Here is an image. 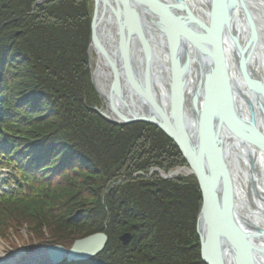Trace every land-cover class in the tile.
Segmentation results:
<instances>
[{
  "label": "trees",
  "instance_id": "obj_1",
  "mask_svg": "<svg viewBox=\"0 0 264 264\" xmlns=\"http://www.w3.org/2000/svg\"><path fill=\"white\" fill-rule=\"evenodd\" d=\"M39 1L0 0V238L25 227L32 250H69L104 232L103 252L59 264H207L196 177L160 174L188 166L178 145L94 111L92 0Z\"/></svg>",
  "mask_w": 264,
  "mask_h": 264
},
{
  "label": "bare ground",
  "instance_id": "obj_2",
  "mask_svg": "<svg viewBox=\"0 0 264 264\" xmlns=\"http://www.w3.org/2000/svg\"><path fill=\"white\" fill-rule=\"evenodd\" d=\"M116 1L112 0V4L115 5L114 8L118 11L120 21L117 20L115 13L105 8L104 0L99 1V10L101 14H104L101 17L99 16L101 22L98 31L100 33L101 44L106 47L114 64L119 67L124 54L123 50L119 51L117 47L121 46L117 43L121 36V32L118 31L120 28L123 29L122 32L126 41L124 43L130 42L129 39H131L134 31H132L133 24L129 18L128 9L123 6L121 0L119 5L116 4ZM155 1L161 2L168 7L169 12L163 9V14L161 13L159 16L162 24H160L161 28L159 29L158 27V31H150L147 47L149 54L144 53V51L142 52V44L139 41L137 44L130 42L131 46H135V50H138L139 47L141 49V52H139V56L141 57L137 58V60L142 59L143 65L140 66L138 64L136 72L140 75L141 82L143 83L146 77L145 74H147V71H150L153 79H155L154 86L156 88L154 92L152 90L153 105L154 102L159 101L160 97L163 101V106H161L163 108L161 109L162 113L172 116V118L174 115H181L183 118H186L185 124L189 121L192 122V116H194L196 107H198L196 106L197 101L202 99L207 91H210V94L213 96L210 100L211 104H208L209 109L205 114L206 121L204 125L207 131L206 136L212 140L211 151L209 152L211 162L209 163L208 170L209 172L212 170L216 176L220 174V181L222 183V178L224 179L225 176L223 170L227 167V173L230 174L233 203L237 204L245 217L256 225L264 227V155L260 151L264 148V142L260 137H255V148L248 145L245 137H243L246 131L244 126L245 117H247L250 111L252 115L254 113L253 110L257 112L254 114L256 123L264 122V97L262 98V96L252 91L259 81H264V0H244L247 9L250 10L249 14L252 16V23L255 26L254 30L257 31V39L254 46L252 44V48L254 49H249V51L246 46L248 38L247 26H245L240 5L236 0ZM214 5H216L217 12L226 19L225 30H230L229 34L232 41L235 37L240 39L241 46L238 49L234 46L235 42L230 41L231 39H227V41H230L228 43L224 42V49H217L216 44L220 40H223L222 34L224 32L219 27L217 18L215 22L210 20ZM187 7L193 8L192 12L194 14L192 16L194 15L199 21L205 18V25H208V29L201 27L199 24L194 25V22L193 24L190 23L192 17L189 15L190 10ZM181 22H185L186 26L182 27ZM176 25L179 26L175 27ZM162 27L167 37L169 36L170 39L174 38L177 41L179 40V36L181 37L186 32H189L192 37L198 36L204 46V48H201L202 51L198 52L190 47V44L186 43L189 46L187 50H189L193 60L195 57H199V60L207 61L205 67L197 68L193 64L191 67L185 68L182 67V63L174 61L176 64V74H174V71L171 74V59L167 56L168 53L165 47L166 36ZM220 35H222V38ZM226 38H228V35ZM225 48L228 49V65L223 61L222 57V54L227 50ZM96 51L97 48L92 49L89 58L90 56H96L93 67L94 77L104 99L109 101V84L113 79V72L106 57ZM228 66L234 75V93L222 92L218 88L222 87L225 90L224 85L226 84L223 83L224 75L222 72H218L220 70L219 67L229 69ZM243 67L249 73H246ZM123 76L121 95L129 101L131 99L128 87L129 77L125 76L124 73ZM169 88L172 92L173 100H175L174 104H170L172 96L169 94ZM132 98L135 99L134 96ZM167 99H170V102ZM103 110L107 115L109 114L105 109ZM155 111H157V108ZM237 116H240L241 123H237L239 120ZM258 147L260 150L257 149ZM209 172L207 171L206 174L208 175ZM173 174L185 175L188 174V171L182 169L177 170ZM254 186L256 187L254 188ZM245 228L247 227L243 226L242 229L246 232ZM227 253L229 255L227 259L230 263L233 261L230 259L231 252L227 251ZM1 255L3 260L0 261V264H49L48 257H46L42 249H37L30 253L23 249L19 252L14 251L13 255L12 253ZM242 260H244L243 264H248L249 260H245L244 256H242Z\"/></svg>",
  "mask_w": 264,
  "mask_h": 264
},
{
  "label": "water",
  "instance_id": "obj_3",
  "mask_svg": "<svg viewBox=\"0 0 264 264\" xmlns=\"http://www.w3.org/2000/svg\"><path fill=\"white\" fill-rule=\"evenodd\" d=\"M45 1L46 0H40L39 2ZM99 1L100 0H93V14L91 19L92 35L90 39L88 55H90L92 49L97 48L99 54L104 55V57H106L107 61L109 62V65H111L113 79L109 84L110 91L108 101L104 99L101 90L98 87L94 77L93 67L91 66V62L89 60L92 83L94 88H96L99 97L104 99V104L106 105L105 110L109 112V114L107 115L104 112L102 106H96L94 111H98L107 121L109 120L118 125H129L130 123L137 122H146L152 125L154 124L160 130L165 132L172 139V141L178 145L185 161L188 163V166L178 167L176 170L167 173L160 171V174L164 179H176L179 174L176 175L173 173L177 172V170L185 169L188 171V174H185V176L194 175L198 181V184L200 185L202 208L198 216L199 218L196 228L199 239H201L200 251L203 261H205L207 264H243L244 260H242V256H244L245 260H249L248 264H264V227L256 225L254 222L245 217L239 210L237 204L233 203L230 174L227 173V167L223 170L225 176L224 179L222 178V183L220 181V174L216 176L212 170H210V172L208 170L209 163L211 162V156L209 152L211 151L212 140L208 139V136H206L207 131L205 130L204 125L206 121L205 114L209 109L208 104H211L210 100L213 95L210 94V91H207L203 98L197 101L196 106L198 107H196V112L194 116H192L193 124L190 121L186 122L185 124L186 118H183L181 115L177 114L172 118V116H167L162 113L161 109L163 108L161 106H163V101L160 97L159 101L156 102L157 104L154 102L153 105L152 90L154 92L156 88L154 86L155 79H153L150 71H147V74H145L146 77L144 78L143 83L141 82L140 75L136 72V66L138 64H140V66L143 65L142 59L139 61L137 60V58L141 57L139 56L141 49L139 47L138 50H135V46L131 45L133 43L137 44L139 41L142 44V52L144 51V53H148L147 47L150 31H158V27L159 29L161 28L159 16L161 15L163 9L166 12H169L168 7L155 0H121L123 6L128 9L129 18L132 20L133 24L132 31L134 32L131 35V39H129V41L132 42L130 45V42L128 41L127 43H124L126 41L124 38V33L122 32L123 29L120 28L118 31L121 32V36L117 43L121 46L117 47L119 51L123 50L124 54L122 56V61L119 64L120 66L118 67V65L114 64L110 54L106 50V47L101 44L100 41V33L98 29L101 21L99 16L101 17L104 13L101 14L99 10ZM236 1L240 5V11L243 15L245 26H247L246 29L248 38L246 41V46L248 51L249 49L253 50L254 48H252V44L254 46L255 40L257 39V31L254 30L255 26L252 23V16L249 14L250 10L247 9L244 0ZM119 3L120 0H117L116 4L119 5ZM104 4L105 8L115 13L117 20H119L120 16H118V11L115 10V5L112 4V0H104ZM187 8L190 10L189 15L192 17L190 23L193 24L194 22V25L199 24L201 27L208 29V25H205V18L202 21H199V19L194 17V15L192 16V14H194L192 12L193 8ZM210 17L212 22H215L216 18L218 19L219 27H221L222 32H224L222 34L223 38L222 35H220L223 40H220V42L216 44L217 49H224L223 47L225 41L227 43L230 41L235 42L234 46L236 49H238L241 46V41L236 37L232 41V38H230L229 34L230 30H225L226 19L217 12L216 5H214L213 13ZM181 24L183 25L182 27L186 26L185 22H181ZM178 26L176 25L175 27ZM182 29L186 30L185 28ZM164 35L166 36L165 47L166 52L168 53L167 56L171 59V74H173V71L174 74H176V64L174 61L182 63V67L185 68L191 67L193 64H195L197 68L205 67L207 61L199 60V57H195L193 60V57L190 56L189 50H187V48L190 46L198 52L202 51L201 48H204V46L198 36L192 37L189 32H186V34H183L181 37L179 36V40L177 41L174 38L170 39L169 36L168 38L165 30ZM227 35L228 38H226ZM227 39L231 40L227 41ZM186 43L190 45L188 46ZM227 52L228 49L225 50V53L222 54V57L224 59L223 61H225V63L228 65L229 61L227 60ZM219 68L220 70L218 72H222L224 75L223 83H226L224 85L225 90H223L222 87H218L220 89L219 91L234 93L233 88L235 86V82L233 71L229 66V69L223 67ZM245 72L249 73L247 71ZM123 73L125 76L127 75V77H129L128 87L131 95H129L131 98L129 101L121 95ZM252 91L263 98L264 81H259L258 85H256ZM169 94L172 96L170 88ZM132 96H134L135 99L132 98ZM168 101L170 102V99ZM174 101L175 100H173L172 96V101L170 104H174ZM156 108L157 111H155ZM253 112V115L257 113L255 110H253ZM248 115L245 117L244 121L246 131L243 134V137H245L248 145L256 148V145L254 144L255 137H260L264 142V122L256 123V120H254L255 115L253 116L251 111ZM237 117L239 118L237 123H241L240 116ZM257 149H259V147ZM260 151L264 155V148ZM207 171L209 172L208 175L206 174ZM255 187L256 186H254V188ZM241 225L247 227L245 228L247 230L246 232L242 229L243 226ZM131 238L132 235L130 233H125L120 237V240L123 244H128ZM107 240L108 237L104 232L95 233L91 234V236L76 240L69 250L65 246L59 244H47V246L40 248V250L42 249L46 257H48L49 264H59L64 260H67L68 262H81L83 260L92 259V257H95L103 252V249L107 245ZM227 251L231 252L230 259L233 261L230 263L227 259L229 257Z\"/></svg>",
  "mask_w": 264,
  "mask_h": 264
},
{
  "label": "rangeland",
  "instance_id": "obj_4",
  "mask_svg": "<svg viewBox=\"0 0 264 264\" xmlns=\"http://www.w3.org/2000/svg\"><path fill=\"white\" fill-rule=\"evenodd\" d=\"M90 58H89V60L91 62V66L94 67V64H95V61H96L95 60L96 56L95 55L92 56V57L90 56ZM101 100H102L101 106L103 107V109H105L106 105L104 104V99H101ZM0 172L2 173V175L0 177H2L3 173L5 171L3 169H0ZM180 176H184V175L181 174ZM1 187L2 186H1V181H0V189H1ZM12 230L13 229H11V231ZM13 232H14L13 234H9L5 238H0V261L3 260L1 254L7 255V254L12 253V255H13L14 251L19 252V251H22L23 249L26 250V252H28V253L34 252L32 250V247H31V244H32V242H34V240L30 239L33 236H31L29 234V232H27L25 227L23 229H20L18 231V233H15L16 229L13 230Z\"/></svg>",
  "mask_w": 264,
  "mask_h": 264
}]
</instances>
